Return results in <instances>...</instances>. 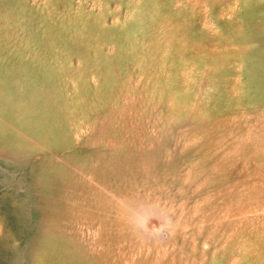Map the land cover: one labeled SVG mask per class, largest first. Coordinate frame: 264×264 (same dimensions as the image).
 <instances>
[{"label":"rangeland","instance_id":"374dc122","mask_svg":"<svg viewBox=\"0 0 264 264\" xmlns=\"http://www.w3.org/2000/svg\"><path fill=\"white\" fill-rule=\"evenodd\" d=\"M0 264H264V0H0Z\"/></svg>","mask_w":264,"mask_h":264}]
</instances>
